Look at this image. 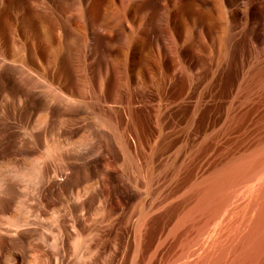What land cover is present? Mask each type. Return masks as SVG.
Segmentation results:
<instances>
[{
	"label": "rangeland",
	"instance_id": "rangeland-1",
	"mask_svg": "<svg viewBox=\"0 0 264 264\" xmlns=\"http://www.w3.org/2000/svg\"><path fill=\"white\" fill-rule=\"evenodd\" d=\"M0 55L6 57V62L25 66L34 76L43 73L52 77L56 82L54 87L66 91L64 95L69 99L78 102L99 99L108 109L107 145L98 134L84 129L69 141L82 149L92 148L110 171L111 206L116 214L111 221L108 244L106 242L100 253L99 249L95 252L94 264H185L184 261H191L201 253L196 252L199 247L194 244L200 246L204 236V243L219 242L213 230L218 227L219 217L225 216V223L219 227L220 240L228 238L229 232L231 236L223 243L229 239L235 241L231 240L232 233L236 226H241L242 205L247 202L244 199L247 196L238 194H249L254 189L252 186L258 185L256 180L262 176L264 179V162L259 166L263 167L261 173L259 167V173L255 171L257 175L251 172L250 183L246 178H242L245 182L242 184L239 180L238 184L233 181L232 187L238 185L235 192L228 186L232 199L238 201L230 198L229 204L236 202V205L227 206L230 210L221 209L216 220H201L194 201H198L201 189L210 187L224 175V169H233L242 155L245 161L246 152L249 151L248 160L249 156L255 157L254 164L264 157V119L261 116L264 114V0H0ZM14 89L11 80L0 83V143L5 129L8 134L17 136L16 141L22 142L26 137V141L31 140L30 130L39 129L44 120L45 112L35 114L26 125L9 116V101L28 99L27 94L14 93ZM165 104L168 108L163 110ZM80 118L94 127L100 125L93 115L82 114ZM258 128L260 131L255 130ZM53 130H47L50 141L45 139L46 146H33L29 141V154L15 150L10 153L4 146L5 154L0 157V176L29 178L24 177L26 183L17 181L18 190H26L23 204L18 201L9 204L11 184L2 190L0 187V214L6 209L8 217L28 220L37 233L41 229L39 234L46 235L48 244L56 237L55 217L75 213V204L82 205L80 212L84 219L87 216L94 221L99 219L98 199L104 190L102 175L90 174L83 178V173L73 170L63 157L52 158L56 143V139H52ZM257 132L261 133L259 137ZM245 144L243 153L240 148ZM249 144L254 149H247ZM125 145L133 160L128 164L123 156ZM252 151L260 153L259 160ZM145 153L152 158L151 181L146 176ZM252 153L255 155H250ZM48 164L56 169L57 177L68 175V179L76 183L68 192H56L54 203L41 198L35 200L37 185L32 177ZM211 164L219 168L213 169ZM219 169L221 174H217ZM204 171L210 173L207 175ZM203 173L208 180L213 176V182L200 180L198 176L202 178ZM191 179L195 183L200 181L195 184ZM198 183L203 186H195ZM129 188L134 189L139 202L126 201L123 191ZM236 193L242 200L234 198ZM243 199L246 202L243 203ZM144 202L157 207L151 219H144V212L141 214ZM187 205L193 208L190 210ZM193 210H197L196 214L191 212ZM184 211L191 214L190 222L188 217L184 218ZM140 215L143 216L139 218ZM141 219L145 224L140 229L146 234H141L140 248L133 252L131 226ZM87 223L91 225L92 221L89 219ZM206 227L213 229L207 231ZM197 230L203 231L202 236L198 235L200 239ZM71 240L66 246L68 257L73 259L74 240ZM12 256L18 257L19 250H13Z\"/></svg>",
	"mask_w": 264,
	"mask_h": 264
},
{
	"label": "bare ground",
	"instance_id": "bare-ground-1",
	"mask_svg": "<svg viewBox=\"0 0 264 264\" xmlns=\"http://www.w3.org/2000/svg\"><path fill=\"white\" fill-rule=\"evenodd\" d=\"M261 70H263V68ZM255 72H256V70H255ZM257 78H255V79H257ZM6 80H11L12 85H14V87H15L14 93H25V94H27V97H28V99H20V100L13 99V100L9 101L10 105H8V106L10 109V114H9L10 117L14 118L15 120L18 118L17 121L20 122V120H21V121H23V124L26 125L34 117L35 114H38V113L42 114L43 112H45V115H44V120L42 121V119H41L42 122H40V124H39V122H37L41 128L39 127V129L35 128L34 130H32V129L30 130V134L32 137L31 140L26 141V139H27V137H26V139H23V138L21 139L22 142L16 141L17 136L12 135V134H8L7 130L5 129V133L2 136V142L0 143V157L5 154V152H4L5 147H7L9 149L10 153H12V150H15L16 152H19V153H27V154L31 153L30 150L27 148V144L29 143V141L32 143L33 146H46L45 143H47V142L45 139L49 140L48 139L49 133L46 135V133L48 132L47 130H49V129L53 130L54 129L53 131H54L56 138H54L55 136H52L53 138L52 137L51 138L56 139V141L54 140L56 143L54 144L55 147L53 149V153L51 154L52 158L60 159L63 157L65 159V161L71 165L73 170L79 171L80 173H83V178L88 177V175H90V174L102 175V182H103V186H104L103 189L104 190L101 191V193L99 195V199H98L99 203H100L99 214H98L99 219L94 221L92 218H90L88 216L86 217V219H84V215L82 214V212H80V207L82 205L80 203L75 204V206H74L75 213L70 212V213H67L65 216L61 215V216L55 217L56 218V224L55 225H57V226H55V227H57L55 230L56 231V237H55V239L53 237V241L49 240V242H51L49 244L46 243V241H45L44 236H46V235H44L43 233L39 234L41 229L37 233L36 229L33 228V226H31L32 224L29 223L28 220L25 219V217H23L25 220H23V219L22 220L21 219L15 220V219H12V218L8 217L7 215H5L7 212L6 209L3 210L4 214H0V264H94L95 263V260H94L95 252H97V250L99 249V253H100L101 252L100 250H102L105 247L106 242L108 244V241H109L108 239H109L111 228H112L111 221L116 214V212H114V210L112 209V206H111L110 171L106 167L107 164L102 162V160L96 156V154L94 153L92 148L82 149L81 147H77L73 143H69V141H71V139L78 132H80V130L84 129V131H89V132H91V134L92 133L98 134L99 137L103 140L104 145H107L109 143V128H110V123H109V119H108V109L105 107L104 102L99 100V99L92 100L89 102H78V101L69 99L68 95H64V93H66V91L62 90V88L59 89V87H54L56 82L53 81L52 77H48L47 75H45L43 73H39L38 75L34 76L33 74H31L29 72V70H27V68L25 66L11 64V63H9V61L6 62V57L3 55H0V83L5 84ZM256 90H258V89H256ZM9 102H8V104H9ZM167 108H168V106H167V104H165L163 106V110L167 109ZM82 114H90V115L95 116L99 120L100 125L98 127H94V125L92 123L82 121V119L80 118V115H82ZM263 115H261V116L264 119ZM261 116L259 118H261ZM259 118L257 121H259ZM261 119H260V121H261ZM259 123H258V125H259ZM261 123H263V121ZM15 124H17V123H15ZM12 128L13 127H11L10 129H12ZM255 130H259V128L255 129ZM53 131H50V133H52ZM252 131H254V130H252ZM250 132H249V134H250ZM257 133L259 135L258 136L256 135V136L259 137L261 133H259V132H257ZM54 134L52 133L51 135H54ZM247 135H245L244 138L247 137ZM250 137H252V136H250ZM254 137L255 136H253V139H254ZM238 138H240V137H238ZM244 138H242V139L244 140ZM248 138H249V136H248ZM249 140L251 141L252 139H249ZM54 141H53V143H54ZM240 141H241V139H240ZM244 141H246V138ZM257 141H259V140H257ZM237 143H239V142H237ZM48 144H51V143L49 142ZM233 144H235V143H233ZM246 144L240 149L244 150V148H246V146H247ZM251 144H254V143H251ZM251 144H249V147L247 149H250V150L254 149V147H252L253 145L251 146L252 149L250 148ZM260 145H258V146H260ZM240 149L238 151H240ZM262 149H264V148L262 147ZM233 150H235V149H233ZM261 150H260V153H263V152H261ZM217 151H219V150H217ZM245 151L246 150H244L243 153ZM248 152H246L247 155H246L245 161L243 160L244 158H242L243 155L242 156L240 155L243 153L237 152V154L240 153L239 155L241 156L242 159L240 158L238 160L237 157H240L238 155L235 157L236 160L235 159H233V160H235V161L238 160V162H240V163L244 162V163L243 164L239 163V166L237 167L238 162H236L237 165H235L236 163L234 164L236 166V168H235V166H232L234 168L233 169L231 168V170H230V168L224 169V172H225V170H228V172L226 174L222 170L224 175H221L217 179V181H215V183L213 185H210V187H207V188L205 187V188L201 189V192L198 195L199 196L198 201L197 200L194 201V202H197V204L193 203L194 205H196V207L198 209V212H197V210H195V211L203 218L201 220L207 221V222L211 219L216 220V218H218V216L220 215L219 212H221V209H223V208L225 209L227 206L229 207V205H230V208H231V206L234 207V205H236L235 203L238 200L236 201L235 199H232L231 195L233 194L232 192H235L234 189H237L238 185L233 184L234 186L232 187L231 183H233V181H235V183H236V181L239 180L238 183L240 184L242 182V178H244V179L246 178L245 181H247V179L249 181L250 178L253 177L252 176L253 172H254L253 175L254 174L257 175L260 172V170H262L261 168H263L262 164L264 162L262 160H264L263 159L264 157L260 158L261 156H259L260 161L255 160L256 164H254L253 160L255 159V157L253 159L252 156L251 157L249 156V160H248V157H247ZM252 152H255V151H252ZM224 153H226V152H224ZM231 153H232V150H231ZM255 153H257V152H255ZM255 153H254V155H255ZM260 153L258 152L256 154L257 155L256 159L258 158V155ZM234 155H233V157H234ZM250 155H253V153ZM262 155H264V153ZM123 156L126 158V164L133 162V160L130 157V154H129V151H128L126 145L123 148ZM250 158L252 159L251 161H250ZM259 158H258V160H259ZM143 160H144L145 168H146V174H147L146 176H148L149 181H151L152 176L154 175V170L152 167V158H151L150 154L145 153ZM223 160H225V159H223ZM230 160H232V159H230ZM246 160H248V162H246ZM220 161H222V160H220ZM209 162H207V164ZM251 162L253 164H251ZM213 163H216V162H213ZM218 163L220 164V162H218ZM230 163H233V162H230ZM205 164L206 163H204L203 167L205 166ZM226 164L229 165V163H226ZM260 165H262V166L259 167ZM211 166L213 169L216 168V170L219 168V166H218V168L217 167L214 168L213 164H211ZM224 167H225V165H224ZM258 167L260 168L259 172L257 169ZM202 169H200V171ZM209 169L211 171V168H209ZM213 169H212V172H213ZM220 169L218 170L217 174H221ZM255 171H257L258 173L257 172L255 173ZM205 173H207V172H205ZM205 173H203L204 176L202 178H200L201 175L198 176L200 180L201 179L203 180V178L205 179L207 177L205 175ZM209 173L210 172H208L207 175ZM214 173L216 174V171H214ZM75 174H78V173H75ZM211 174H213V173H211ZM263 175H264V172H263ZM215 176H217V175H215ZM24 177H26V176L25 175H23V176L11 175V176H8L5 178L0 176L1 190L7 184H11L12 189H13L12 194L8 198L9 202H10L9 204L16 203L17 201L21 204H23L25 202L26 197H27L26 193H25L26 190H25V192L18 190L20 188L17 184V181L19 182L20 180L22 181V180L27 178V177L26 178H24ZM29 177H32V176H29ZM68 177H69L68 175L64 176L63 178L57 177L56 169L54 167H52L51 164H48V167L46 169L39 168L37 173L34 174L32 177V178H34V181L36 182V185H37V193L35 194L36 195L35 200L38 201L41 198L42 201L46 200L47 203L56 202V199H55L56 192L60 193L62 190H64L65 192H68L69 188H71V187L74 188V186H76V183L73 181H70L68 179ZM210 177H211L210 180H212L213 176L210 175ZM207 178H209V177H207ZM261 178H263V176ZM27 179H29V178H27ZM192 179H194V178H192ZM214 179H215V177H214ZM244 179H243L242 183H245ZM255 179H257V178H255ZM260 179L256 180L259 182V183L257 182L258 185H256V182H254L255 185L257 186V188H256V186L255 187L252 186V188H254L255 190L253 189L252 191H250L249 194H245V193H244V195L238 194V196H242V197L247 196L248 198L247 197L244 198V199H246L247 202L243 199V203L245 201L246 204L242 205V203H241L242 197H240L241 200H239V201H240V204L243 206L242 207L243 208L242 213L244 214V217L241 218V216H240V218L242 220L241 226H239V227L236 226V228H234L235 225H232V226H234L233 228L236 231L234 230L235 231L234 233H232L233 231L230 232V234L231 233L233 234L231 237V240H235L236 243H235V241L230 242V239L227 243H223V242H226L225 238L228 239L231 236V235H229V232H227L228 236H229L228 238L223 237L224 238L223 242L220 240L222 237V235H221L222 231H220L219 227L223 226V223H225L224 218L226 216L224 213L225 217H223V219H222V217H219L218 223L216 222L218 225V227L217 226L216 227L219 229L215 228L213 230V234L216 237L212 234V236H214L215 240L219 239L218 240L219 242L212 243V241H211V243H209V244H207V242L204 243L203 241L206 238L204 236V240L203 239H202L203 241L201 240L202 243L200 242V246L194 244V246H196V247L198 246L199 250H200V251L197 250L196 252H198V253L201 252V253L199 255H197L194 259H192L191 261L190 260H188V261L183 260L185 262V264H262V263H264V261H262V259L264 258V179H261V181H260ZM210 180L205 179L204 182H206V183L213 182V180L212 181H210ZM27 181L29 182V180H27ZM192 181L195 183L194 180H192ZM199 181H196V183ZM28 182L26 185L29 184ZM30 182L33 183V185H34L33 179H31ZM25 183H26V181H25ZM238 183H236V184H238ZM249 183H250V181H249ZM254 183H252V185ZM210 184H212V183H210ZM200 185L203 186L202 183L201 184L198 183L195 186L200 187ZM204 185H205V183H204ZM228 186L231 187V188L229 187V189L232 192L228 189ZM243 186H245V185H243ZM22 187H25V186L22 185ZM32 187L30 186V188H32ZM239 187H238V190H239ZM240 188H242V185ZM250 188H251V186H250ZM191 190L189 192H191ZM33 192L35 193V189ZM238 193H240V192H238ZM123 194L125 195L126 201H128L129 203L139 202L138 201L139 200L138 195L135 193L134 189H131V188L126 189L125 191H123ZM37 195H39V196H37ZM236 195H237V193L235 194V197L234 196L233 197L237 198L238 196H236ZM32 198H34V197H32ZM230 198H231V200H235L236 202L229 204ZM148 203L149 202H144V208H143V211H141V214L144 212L143 213L144 219L145 218L147 219L148 217H150V219H151V217L154 215V213L157 210L156 206H151V204H148ZM240 204L238 203V206ZM190 205L191 204H189V206ZM189 206H188V209L191 210L193 208V206H191V208H189ZM238 206H235V207H238ZM14 207H16V206H14ZM230 208H228V209L230 210ZM190 210H187V211H190ZM195 211L193 210L191 212L196 214ZM186 213L187 212H185L184 218L186 219L188 217V220H189L190 219L189 215L191 216V214L187 213L188 215H186ZM193 213H192V215H194ZM240 213H241V211H240ZM143 215H140L139 218H141V216H143ZM183 216H184V213H183ZM197 217H199V216H196V218ZM196 218L194 219L195 221H197ZM37 219H38V217H37ZM89 219L92 221L91 225L87 223L89 221ZM144 219H143V221L141 219V221L135 222V224L133 226H131V228H133L131 230L132 236H133V247H132L133 252H137L138 248H140L139 247L141 245L140 240L142 241L141 234H143V233L146 234V231L142 232L141 231L142 229H140L145 224ZM37 221H39V220H37ZM53 221H55V220L53 219ZM53 221H52V223H53ZM213 221H211V222H213ZM31 222H33V221H31ZM148 222H146V223H148ZM189 222H190V220H189ZM54 223L52 225H54ZM150 223H148V225ZM238 223H239V221H238ZM36 224H38V223H36ZM184 224H186V223H184ZM199 224H200V222H199ZM202 224H204V223H202ZM202 224L199 226H201V228H203V231H205V229H204L205 224L203 225V227H202ZM39 225H41V224H39ZM35 226H37V225H34V227ZM43 226L45 227L46 225H43ZM213 226L214 225H212L211 227H213ZM49 227H50V225H49ZM211 227H208V228H211ZM143 228H145V227H143ZM146 228L148 229V226H146ZM208 228L206 227L207 231L209 230ZM230 228H232V227H230ZM50 229H51V227H50ZM53 229H55V228H53ZM145 229H143V230H145ZM200 229H199V231H200ZM212 229L213 228H211L210 230H212ZM230 230L231 229H229L227 231H230ZM199 231L197 232L198 238L200 236L199 233H201V236L203 235V231H201V232H199ZM51 233H53V231ZM174 233L175 232H173V234ZM186 235H188L187 231H186ZM207 235H209V234H207ZM226 235L224 234V236H226ZM50 236H51V234H50ZM169 236H170V234H169ZM217 237H219V238H217ZM47 238H48V236H47ZM209 238H211V236H209ZM214 238H212V239H214ZM71 239L74 240L73 245H72L73 259L71 257H68V248L66 246V243ZM194 241H195V239H194ZM197 243L198 242L196 241V244ZM100 245L102 246V248ZM196 247H194V248L197 249L198 247L197 248ZM17 249L19 250V256L13 257L12 256L13 250H17ZM151 253H154V252H151ZM151 259H152V257H151ZM180 262H182V261H180Z\"/></svg>",
	"mask_w": 264,
	"mask_h": 264
}]
</instances>
